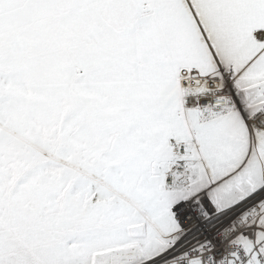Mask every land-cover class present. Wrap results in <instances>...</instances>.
Returning a JSON list of instances; mask_svg holds the SVG:
<instances>
[{"label": "snow or ice", "instance_id": "6c2138e0", "mask_svg": "<svg viewBox=\"0 0 264 264\" xmlns=\"http://www.w3.org/2000/svg\"><path fill=\"white\" fill-rule=\"evenodd\" d=\"M0 264H264V0H0Z\"/></svg>", "mask_w": 264, "mask_h": 264}]
</instances>
